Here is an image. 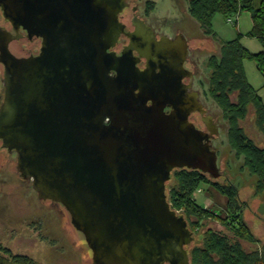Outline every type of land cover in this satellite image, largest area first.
<instances>
[{
  "label": "water",
  "instance_id": "water-1",
  "mask_svg": "<svg viewBox=\"0 0 264 264\" xmlns=\"http://www.w3.org/2000/svg\"><path fill=\"white\" fill-rule=\"evenodd\" d=\"M0 6L15 29L42 38L38 56L19 58L9 49L16 38L0 31V139L20 177L42 203L64 207L91 264H191L188 247L202 241L172 208L167 183L177 169L221 178L212 139L224 129L193 90L186 36L159 37L133 14L128 31L134 0ZM197 113L207 130L190 119Z\"/></svg>",
  "mask_w": 264,
  "mask_h": 264
},
{
  "label": "rangeland",
  "instance_id": "rangeland-1",
  "mask_svg": "<svg viewBox=\"0 0 264 264\" xmlns=\"http://www.w3.org/2000/svg\"><path fill=\"white\" fill-rule=\"evenodd\" d=\"M149 1L155 3V10L147 13ZM131 2L132 0H130ZM134 2L137 4L138 15L144 17L148 25L150 24L158 34L173 38L180 32L190 41L189 47L193 53L192 60L196 62L198 67L188 64V67L197 74L195 90L200 92L201 101L208 109V113L214 115L215 122L221 124L224 129L214 142L216 151L219 153L218 162L222 176L215 179L212 175H208V178L210 181L221 185L233 184L240 190L239 195L241 197L244 198L246 195L247 199L254 198V191L252 190L255 189L256 178L247 171L240 170L243 159H237L235 150L230 147L227 134L228 123L223 117L220 107H217L211 97L208 96L211 76L208 60L210 57L220 54V46L204 35V31L197 20L190 16L189 0H134ZM132 14V10L127 8L126 14H123L125 17L122 18L126 24L129 21L130 28L132 27L130 21ZM238 16V20L231 23L221 15H216L213 29L217 34V39L223 43H228V41L236 40L238 33H241L243 35L241 38L242 45L253 54L261 53L263 49L259 40L248 37L253 28L250 12H241ZM244 72H246L248 83L255 88L264 102V76L258 71L256 62L245 60ZM236 99L237 95H234L233 100L235 102H237ZM251 112L242 125L246 129L247 136L255 141L259 147L264 148V135L256 126L254 110ZM191 119L197 124V127L206 130L198 113ZM5 155L0 150V245L6 249H11L15 254L29 256L37 264H91V251L84 244L82 235H79L71 224L69 214L66 213L64 207L59 203L50 201L42 203L38 192L33 188V182L25 181L20 177V172L17 170L18 161L15 160L14 156ZM242 172L248 179L245 183L241 176ZM175 173L173 172L172 180L167 183V196L170 203L171 190L178 189ZM245 188L247 193L243 195L241 190ZM193 197L199 206L207 207L210 212L215 211L219 215L226 216L229 195L221 194L214 187L203 185L200 191L194 193ZM257 200L263 202L261 197H258ZM259 202L253 201V203H257V206H251L252 210L247 209L244 215L253 228L256 239L260 240L256 244L242 242L245 250L249 252L258 250L264 244V210L259 207ZM176 211L184 214L188 220L189 228L192 229V222L196 219L186 216L183 210ZM210 219H206L203 222V227L195 231L196 239L202 241L204 231L214 229L223 232L234 240L232 231L224 229L220 222L213 219L210 221ZM193 230L195 229L193 228ZM195 246L197 244H193L189 252Z\"/></svg>",
  "mask_w": 264,
  "mask_h": 264
},
{
  "label": "trees",
  "instance_id": "trees-1",
  "mask_svg": "<svg viewBox=\"0 0 264 264\" xmlns=\"http://www.w3.org/2000/svg\"><path fill=\"white\" fill-rule=\"evenodd\" d=\"M258 2V3H257ZM147 13L155 10V3L149 1ZM189 13L199 23L204 35L219 42L220 54L208 60L211 76L209 79L208 96L223 112L228 123V139L231 149L235 150L236 158L243 159L244 167L256 178L254 198L261 197L259 203L264 208V148L257 145L246 134L243 123L254 110L256 126L264 135V102L257 91L248 83L244 72L245 60H254L258 71L264 76V0H189ZM241 12H250L253 28L248 37L256 38L262 44V52L253 54L242 43L243 35L238 33L237 39L223 43L217 39L214 21L221 15L227 21ZM237 95V102L233 96ZM176 172L178 189L171 190L172 207L183 210L189 218H194L192 227L195 231L203 227L206 219L216 220L224 229L232 231L234 240L223 232L205 230L203 240L188 252L191 264H264V245L255 251H247L242 242L256 244L253 228L245 218L247 209L252 210L248 202H243L238 188L233 185H221L210 181L208 175L194 170ZM203 185L214 187L221 194L230 196L226 216L215 211L210 212L197 204L194 193ZM253 198V199H254ZM248 207V208H247ZM0 264H37L27 255L15 254L11 249L0 245Z\"/></svg>",
  "mask_w": 264,
  "mask_h": 264
},
{
  "label": "flooded vegetation",
  "instance_id": "flooded-vegetation-1",
  "mask_svg": "<svg viewBox=\"0 0 264 264\" xmlns=\"http://www.w3.org/2000/svg\"><path fill=\"white\" fill-rule=\"evenodd\" d=\"M129 4H130V0H128ZM130 7V6H129ZM128 7V8H129ZM135 8L137 7H132L131 10H133V16L134 15H138L137 13V9L134 10ZM127 9V8H126ZM126 12V11H125ZM124 12V13H125ZM141 19H144V17H141L140 15H138ZM133 18V17H132ZM127 30L128 31H132L133 30V27H127ZM0 31L1 32H8L10 33L13 37H15L16 39L12 40L9 44V49L11 50L12 54L14 56H17L19 58H28L30 56H38L40 51H41V45H42V38L40 37H37V36H30L27 32V30L25 31L24 28L22 26L18 27V29H15L14 26L6 19L5 15L3 14V11L1 9V6H0ZM161 34H158V36L160 37ZM129 40L122 37L120 39V42H119V45L116 47L115 51L116 53L120 54L121 51L124 49L125 46H127ZM190 43V42H189ZM189 56H188V59L186 61V67H188V64H193L195 65L196 62L192 60V52L190 50V47H189ZM135 56H138V54L134 53ZM145 60L143 59L140 63H139V67H141L142 69L145 68ZM197 66V65H196ZM190 69V68H189ZM191 70V69H190ZM193 71V70H192ZM193 73L195 74V78H194V81H193V90H195V80H196V76L197 74L195 73V71H193ZM5 75H6V71H5V68H4V65L0 62V108L2 107V104L4 102V99H5V96H6V82H5ZM185 82L188 83L189 82V79H185ZM196 114H193L192 116H194ZM192 116L190 117V119L192 118ZM192 120V119H191ZM193 121V120H192ZM195 123V122H194ZM216 123V122H215ZM217 124V127L219 128L221 126V124L219 123H216ZM205 126V124H204ZM205 129H206V126H205ZM207 130V129H206ZM223 130L220 129V133L222 132ZM220 136V134H219ZM217 136V137H219ZM215 137L213 140V145H214V142H216V138ZM0 147H1V151L6 154L5 156H14L15 160H17V154L16 152H10L9 150L7 149H4L2 147V140L0 139ZM214 149L215 148V145H214ZM219 155V153H218ZM18 161V160H17ZM219 161V160H218ZM18 164V163H17ZM27 181V180H25ZM30 181V180H29ZM28 181V182H29ZM32 182V181H30Z\"/></svg>",
  "mask_w": 264,
  "mask_h": 264
},
{
  "label": "crops",
  "instance_id": "crops-1",
  "mask_svg": "<svg viewBox=\"0 0 264 264\" xmlns=\"http://www.w3.org/2000/svg\"><path fill=\"white\" fill-rule=\"evenodd\" d=\"M189 42H190V41H189ZM217 43H218V45H219V42H217ZM217 43H216V44H217ZM251 86H252V85H251ZM227 134H228V133H227ZM242 161H243V160H242ZM241 169H242V170H245V171L248 172L247 168L244 167V161H243V164L241 165L240 170H241ZM245 171H244V173H245ZM244 173L242 172V173H241V176H242V178H243V180H244V183H245L246 181H248V179H247V177L244 175ZM248 173L250 174V172H248ZM252 191H254V190H252ZM239 193H240V190H239ZM241 193H243V195H245V194L247 193L246 188H245V189H242V190H241ZM244 198H246V195L244 196ZM244 198H243V197L241 198L242 201H243V202H246V201H247L250 207H251V206H257V203H253V201H254V202H256V201L259 202V201H258L257 199H255V198H254V199H253V198H252V199H251V198H249V199H247V198L244 199ZM243 199H244V200H243ZM259 203H261V202H259ZM200 207H202V206H200ZM259 207H261V209L264 210V208H263V206H262L261 204H260ZM202 208L207 209V207H204V206H203ZM263 245H264V244H263Z\"/></svg>",
  "mask_w": 264,
  "mask_h": 264
},
{
  "label": "built area",
  "instance_id": "built-area-1",
  "mask_svg": "<svg viewBox=\"0 0 264 264\" xmlns=\"http://www.w3.org/2000/svg\"><path fill=\"white\" fill-rule=\"evenodd\" d=\"M238 17L239 16H237V15L233 16V18L229 19L228 21L232 23L234 20H238Z\"/></svg>",
  "mask_w": 264,
  "mask_h": 264
}]
</instances>
